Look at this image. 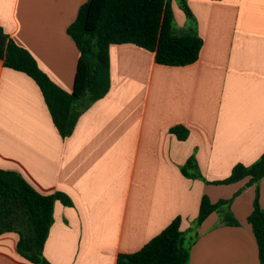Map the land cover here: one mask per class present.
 <instances>
[{"label":"crops","instance_id":"0c3cea01","mask_svg":"<svg viewBox=\"0 0 264 264\" xmlns=\"http://www.w3.org/2000/svg\"><path fill=\"white\" fill-rule=\"evenodd\" d=\"M185 2L191 15L173 5V28L203 40L200 58L165 66L137 45H112L110 90L68 138L36 81L0 60V170L72 201L54 203L43 250L51 264H118L178 216L188 264H260L248 221L256 184L250 177L214 182L264 154V0ZM85 3L0 0V27L69 93L80 51L68 28ZM174 127L187 138L171 133ZM258 190L264 209V178ZM204 195L213 204L231 200L239 224L226 225L215 212L198 225ZM19 240L15 231L0 234V264H33L18 252Z\"/></svg>","mask_w":264,"mask_h":264},{"label":"trees","instance_id":"16d2710c","mask_svg":"<svg viewBox=\"0 0 264 264\" xmlns=\"http://www.w3.org/2000/svg\"><path fill=\"white\" fill-rule=\"evenodd\" d=\"M176 1L190 16L185 0ZM172 2L86 0L76 21L68 28V34L80 51L71 93L53 83L38 67L32 55L10 40L1 27L0 60L6 67L23 72L36 81L57 130L62 138H68L81 114L91 103L104 98L110 90L112 45H137L154 53L156 62L165 66H187L200 58L203 40L192 32H175ZM170 131L180 140L188 136L187 130L182 127H174ZM188 166H193V163L189 162ZM247 177H250V185L256 184L254 210L248 221L258 245L260 264H264V209L259 204L258 190V183L264 178V154L249 167L237 164L228 178L214 184H233ZM57 200L72 206V201L65 194L42 195L17 173L0 170V234L9 231L19 233L18 252L33 264H51L44 258L43 250L53 223L54 203ZM231 202L220 200L213 204L204 195L198 225H202L213 213L219 212L226 225L237 226L239 223L229 209ZM18 219L25 225L27 232L17 228ZM181 225L182 218L178 216L140 251L120 255L118 264H188L190 253L184 246Z\"/></svg>","mask_w":264,"mask_h":264},{"label":"rangeland","instance_id":"374dc122","mask_svg":"<svg viewBox=\"0 0 264 264\" xmlns=\"http://www.w3.org/2000/svg\"><path fill=\"white\" fill-rule=\"evenodd\" d=\"M174 3H176V4H174ZM178 4H179L178 1H176V2H172V9H173V5H176L177 10H180L179 7H178ZM16 225H17V228H18V229L27 232V231H26V227H25V225L22 223L21 220L18 219V221L16 222Z\"/></svg>","mask_w":264,"mask_h":264}]
</instances>
